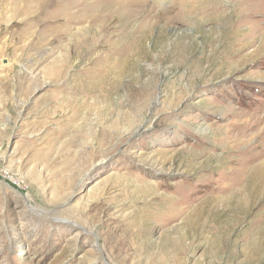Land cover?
I'll list each match as a JSON object with an SVG mask.
<instances>
[{
    "label": "rangeland",
    "instance_id": "rangeland-1",
    "mask_svg": "<svg viewBox=\"0 0 264 264\" xmlns=\"http://www.w3.org/2000/svg\"><path fill=\"white\" fill-rule=\"evenodd\" d=\"M263 42L264 0H0V264H264Z\"/></svg>",
    "mask_w": 264,
    "mask_h": 264
},
{
    "label": "bare ground",
    "instance_id": "bare-ground-1",
    "mask_svg": "<svg viewBox=\"0 0 264 264\" xmlns=\"http://www.w3.org/2000/svg\"><path fill=\"white\" fill-rule=\"evenodd\" d=\"M246 3H247V1H246ZM237 4V3H236ZM224 9V8H223ZM236 10V9H235ZM245 12V11H244ZM236 16H238V15H236ZM263 33V32H262ZM246 34V33H245ZM260 35V34H259ZM251 38V37H250ZM238 44V43H237ZM245 44V43H244ZM248 44V43H247ZM263 44H264V42H263ZM262 44V45H263ZM246 45V44H245ZM244 46V45H243ZM260 47V46H259ZM264 47V46H263ZM262 50V49H261ZM258 51V50H257ZM260 51V50H259ZM249 118V117H248ZM258 118V117H257ZM250 119V118H249ZM250 121V120H249ZM246 123H247V120H246ZM244 125H246V124H244ZM263 142V141H262ZM263 162V161H262ZM263 164V163H262ZM221 168V167H220ZM219 196H221V195H219ZM244 199V198H243ZM224 200V199H223Z\"/></svg>",
    "mask_w": 264,
    "mask_h": 264
}]
</instances>
